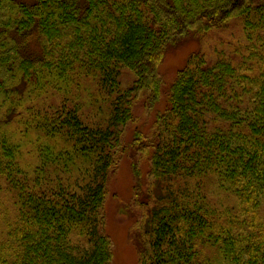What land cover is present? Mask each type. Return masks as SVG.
I'll list each match as a JSON object with an SVG mask.
<instances>
[{
	"label": "trees",
	"instance_id": "16d2710c",
	"mask_svg": "<svg viewBox=\"0 0 264 264\" xmlns=\"http://www.w3.org/2000/svg\"><path fill=\"white\" fill-rule=\"evenodd\" d=\"M122 155L138 264H264V0H0V264H112Z\"/></svg>",
	"mask_w": 264,
	"mask_h": 264
},
{
	"label": "rangeland",
	"instance_id": "374dc122",
	"mask_svg": "<svg viewBox=\"0 0 264 264\" xmlns=\"http://www.w3.org/2000/svg\"><path fill=\"white\" fill-rule=\"evenodd\" d=\"M25 1L30 2L31 0ZM238 24L232 23L218 32L208 34L202 44L198 39L186 38L171 46L160 66V72L166 85L174 80L177 71L183 67L190 53L197 51L200 47L212 51V47L216 46L217 42L231 45L227 40L238 37ZM130 79L131 75L126 74L123 81L126 84L129 83ZM142 113V102L140 101L137 104L135 114L138 116ZM141 123L139 121L127 126L124 136L125 141L129 140L133 131ZM138 161L142 176L145 178L148 163L144 158L138 157ZM132 195L133 174L128 158L122 155L109 176L101 218V229L107 236L111 246L112 264H138L139 240L134 238L132 232H130L133 218L126 210V205L131 200Z\"/></svg>",
	"mask_w": 264,
	"mask_h": 264
}]
</instances>
